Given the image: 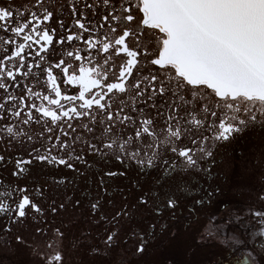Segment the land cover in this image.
Returning <instances> with one entry per match:
<instances>
[{
  "label": "snow or ice",
  "instance_id": "6c2138e0",
  "mask_svg": "<svg viewBox=\"0 0 264 264\" xmlns=\"http://www.w3.org/2000/svg\"><path fill=\"white\" fill-rule=\"evenodd\" d=\"M0 32V264H264V136L228 150L264 131V0H0Z\"/></svg>",
  "mask_w": 264,
  "mask_h": 264
},
{
  "label": "flooded vegetation",
  "instance_id": "af4514ba",
  "mask_svg": "<svg viewBox=\"0 0 264 264\" xmlns=\"http://www.w3.org/2000/svg\"><path fill=\"white\" fill-rule=\"evenodd\" d=\"M21 3L24 2V0H20ZM56 2L60 4H66L71 2V0H56ZM63 16L65 18L66 23H74V21H70L69 19V13L67 11L63 12ZM8 39V36L5 35L3 32H0V56L3 55V49L5 48L4 40ZM75 47V45H74ZM119 63V61H117ZM118 74V70H117ZM63 88V85H62ZM40 90V89H37ZM75 91H78V89H73V94ZM129 102V97L125 94L116 93L112 97V103H113V109H115L116 105L120 104L121 101ZM37 133H39L40 128L37 126L35 129ZM264 136V131L260 129H252L244 133L243 136H241L233 145L229 146V151L235 156L236 152L240 149H243L246 155L249 157L252 163H255V157L259 155V152L261 150V140L260 137ZM196 196L187 197V199H196ZM232 201L226 196L221 197L218 201L215 202V204L209 206L210 210L202 213L198 217V222L196 220L190 221L193 225V228L196 227L199 228L200 233H202L206 237H211L213 239L218 238L217 237V229H223L224 225L223 222L220 221V217L222 213H225L228 211V205ZM185 228L187 230L188 225H185ZM196 241H199L200 235L195 234ZM191 243V242H190ZM196 247L193 244V247L191 248V251L195 250ZM210 250H214V248L211 247V240H209V248ZM216 250V249H215Z\"/></svg>",
  "mask_w": 264,
  "mask_h": 264
},
{
  "label": "rangeland",
  "instance_id": "374dc122",
  "mask_svg": "<svg viewBox=\"0 0 264 264\" xmlns=\"http://www.w3.org/2000/svg\"><path fill=\"white\" fill-rule=\"evenodd\" d=\"M201 251H202V250L196 248V249L193 250L192 252H194V253L196 254V257H197V258H200ZM208 251L211 253V252H215L216 250H215V249H214V250H210V249H208ZM189 258H191V257H189Z\"/></svg>",
  "mask_w": 264,
  "mask_h": 264
}]
</instances>
